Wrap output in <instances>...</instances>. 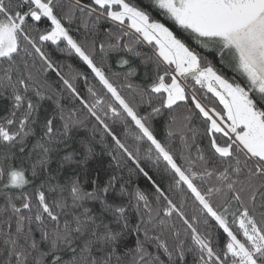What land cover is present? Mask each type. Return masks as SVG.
<instances>
[{"label":"snow or ice","instance_id":"1","mask_svg":"<svg viewBox=\"0 0 264 264\" xmlns=\"http://www.w3.org/2000/svg\"><path fill=\"white\" fill-rule=\"evenodd\" d=\"M93 121L109 168H52ZM0 264H264V0H0Z\"/></svg>","mask_w":264,"mask_h":264},{"label":"trees","instance_id":"2","mask_svg":"<svg viewBox=\"0 0 264 264\" xmlns=\"http://www.w3.org/2000/svg\"><path fill=\"white\" fill-rule=\"evenodd\" d=\"M46 21L41 22L39 25L40 27L46 26ZM73 28L76 27V24L72 25ZM83 34V31H82ZM46 51L50 52L53 59L65 62L68 64H71L75 69H79L84 72H88V69L86 66H84L77 57L74 55L69 57L65 54H61L58 52L54 46H52L50 43L46 46ZM115 57L112 58L110 63L112 64V71L114 72H124L127 71L128 66L121 67L120 65L115 63ZM138 63V61H134V65ZM64 72H68L69 69L65 67ZM90 76V73H89ZM49 78L52 81H56L57 78L55 74L49 73ZM143 80V72L141 71L138 73L137 77H135V81L137 83L142 82ZM80 88L83 89V81L80 80L79 82ZM149 109L146 106L141 107V112H146ZM93 122H89L83 127H80L79 129L74 130L71 133V139L68 140V147L65 148L64 145L57 146L56 150L51 153V167L56 168L57 165L61 162L62 158L69 153H75V159L78 161H83L87 158V147L91 146L94 149V155L88 159L87 161V168L89 169V174L92 173L93 170H106L109 168V165L112 163L111 157L107 155V151L109 149H112L114 147L113 141L111 137L104 136L103 140L101 139V130L93 132ZM110 126L113 127V131L116 132L118 136L121 137L122 140H126L129 147L132 148L135 146V141L132 138V134L125 132V127L120 123L116 122L115 124L112 123L111 120L108 121ZM130 123V121H129ZM154 133L157 136V138L161 139L162 141H165L168 139V132H167V114L164 116L156 117L152 121ZM135 131V130H134ZM171 142L174 147L179 150V134L176 133L171 138ZM147 147V144H143L141 146V152L140 157L142 158V164L145 167V170L149 172V175L152 176L154 180L157 181V183H160L162 187H167V182L169 181V176L164 172L165 164L161 160L158 165L156 163H153L152 161L144 160V148ZM31 151V144L28 149H26L25 155H27L28 152ZM123 156V154H120ZM126 159V157H124ZM74 167V166H73ZM134 165L129 161L127 167L123 169L122 174L124 175L125 179H131L134 184H139V186L148 191H152V185L150 181H148L145 177H143L142 174H140L138 171L133 170L131 172V175H129V169H134ZM66 174H71L72 168H65ZM76 171H80V169H76ZM189 261H191V257H189Z\"/></svg>","mask_w":264,"mask_h":264}]
</instances>
